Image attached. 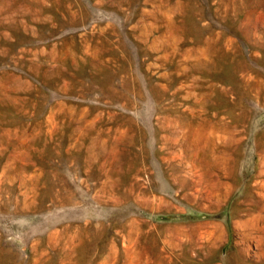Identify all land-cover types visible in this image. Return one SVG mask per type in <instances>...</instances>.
<instances>
[{
	"label": "rangeland",
	"instance_id": "1",
	"mask_svg": "<svg viewBox=\"0 0 264 264\" xmlns=\"http://www.w3.org/2000/svg\"><path fill=\"white\" fill-rule=\"evenodd\" d=\"M0 264H264V0H0Z\"/></svg>",
	"mask_w": 264,
	"mask_h": 264
},
{
	"label": "bare ground",
	"instance_id": "2",
	"mask_svg": "<svg viewBox=\"0 0 264 264\" xmlns=\"http://www.w3.org/2000/svg\"><path fill=\"white\" fill-rule=\"evenodd\" d=\"M249 223H252V222H249ZM248 225H249V224H248ZM261 226H262V225H261ZM259 227H260V226H259ZM252 228H253V227H252ZM247 229H248V228H247ZM250 229H251V228H250ZM251 230H252V229H251ZM251 230H250V231H251ZM216 239H217V238H216Z\"/></svg>",
	"mask_w": 264,
	"mask_h": 264
}]
</instances>
